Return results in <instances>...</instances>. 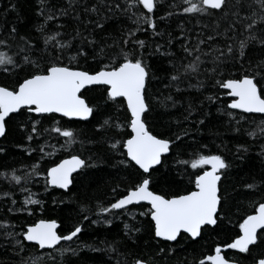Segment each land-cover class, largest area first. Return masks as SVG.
<instances>
[{"label":"snow or ice","instance_id":"6c2138e0","mask_svg":"<svg viewBox=\"0 0 264 264\" xmlns=\"http://www.w3.org/2000/svg\"><path fill=\"white\" fill-rule=\"evenodd\" d=\"M8 12L20 20L17 4L10 3L0 21V73L8 81L0 84V138L7 140L13 129L22 133L17 147L35 163L0 165L6 169L0 179L10 186L3 193L11 205L6 212L32 216V206L43 212L46 202L29 187L42 177L45 193L61 190L52 204L67 197L81 216L66 232L52 218L18 231L0 218V246L18 264H68L73 256L87 264L81 253L122 254L120 246L129 242L137 248L143 242L156 256H126V264H157L156 257L189 246L195 253V245L205 247L209 239L208 251L186 264H264V178L244 184L256 199L241 215L224 187L232 167L225 156L208 144L187 159L179 151L191 147L185 144L190 131L181 125H205L213 107L233 133L264 141V0H36L34 35H22L7 21ZM177 17L178 31L171 25ZM154 58L167 62L165 77L154 70ZM156 82L167 94L152 91ZM171 109H183L182 120L154 134L156 113L171 116ZM79 122L90 134L74 126ZM5 151L0 146V154ZM248 151L239 144L234 156L243 161ZM58 152L67 155L52 159ZM258 155L264 161V143ZM109 167L123 177L107 203L81 199V189ZM17 187L27 193L19 206ZM117 220L123 228L111 240L77 243L84 222L110 230ZM29 248L36 252L25 261Z\"/></svg>","mask_w":264,"mask_h":264},{"label":"trees","instance_id":"16d2710c","mask_svg":"<svg viewBox=\"0 0 264 264\" xmlns=\"http://www.w3.org/2000/svg\"><path fill=\"white\" fill-rule=\"evenodd\" d=\"M10 3H16L19 11L20 20H17V13L8 12L7 13V21L10 23H16L18 29L22 35L25 34H33L34 29L33 25L37 22V17L35 16V4L36 0H0V21L4 19V10L10 7ZM181 22V18L177 17L171 21L172 29L177 30V23ZM109 30H114L115 25L109 24ZM186 27L192 28V24H187ZM196 31H199L197 28ZM141 38H145L141 36ZM195 39V36H193ZM179 45H177V49ZM5 50V49H0ZM154 70H157L158 75L161 77H165L167 75L166 72L162 71V68L167 67L166 61L153 60ZM4 74L0 73V84L7 83ZM194 82V81H193ZM184 87V85H182ZM153 92H163L167 94L168 90L164 88L163 83L156 82L155 87L152 89ZM223 91V90H221ZM174 93V90H173ZM175 94V93H174ZM192 95H197L195 91H192ZM230 99V98H226ZM183 109H171L172 115H164L162 114L163 110H159L155 119L150 122L151 130L154 134H159L165 131L163 127L169 121L175 120L176 118H180L182 120L181 112ZM59 118V117H57ZM259 119V118H258ZM48 125L45 124V127ZM83 127L86 132L90 134V126L86 125L84 122H79L78 125ZM181 127L186 128L190 131V136L185 137V144L191 145V147L181 148L179 151L182 152L181 159L189 158L187 153H191L194 151L199 144H208L209 149L213 153H222L225 158L232 164V167L229 171L228 178L224 182V187L227 189L229 193H232L235 196L234 203H239L240 213L244 214L246 212L251 211L249 204L250 201L256 199V197H252L246 195L244 191V184L250 183L253 180L259 181L264 178V161L261 160L258 155L260 151L261 143L264 141L261 140H253L246 133L236 134L233 133L227 126L226 121H222L218 114L216 113L215 107L212 108V116L206 121L205 125L196 128L194 125L188 124L184 122ZM249 124H245L244 128H249ZM173 131H180L175 125L172 128ZM22 133L13 129L12 134L8 137L7 140L3 138L0 139V146L5 148V153L0 154V165L11 166L14 168H21L24 165L35 163V159H28V157L21 151L20 148L17 147V142L21 140ZM193 139H195L196 143H193ZM62 142V141H61ZM43 143V141H41ZM50 143L53 145L57 144L56 139H51ZM239 144H246L249 151L247 154H243L245 156L244 160H237L234 156L236 152V147ZM219 145V148L217 147ZM78 147V146H77ZM50 150V149H48ZM87 155V152L84 153ZM66 153L58 152L55 157L52 159L62 158L66 156ZM34 157H38V154H34ZM50 166L49 163H44L42 167L46 168ZM6 169H0V171ZM189 171H192L189 169ZM95 182L88 186L86 189H81L80 196L81 199L84 196H87L90 203L95 206L99 201H104L107 203L110 197V189L116 183H119L123 177V173H117L114 168H107L105 172H96L95 173ZM43 178H39L34 180L29 187L33 193H36L37 196L34 198H41L45 203V210L41 212L40 208L37 206H32L36 208L35 213L32 216H28L27 213H16L15 215L7 213L6 208L11 206L10 201L5 200L3 198V193L10 190V186L0 179V218L7 219L11 221L14 225L17 226V231L19 230V226L34 223L42 218H52L56 219L58 224L60 225V230L65 231L75 225L77 222L81 220V216L79 215V208L77 203L68 202L67 197H65V203L60 204L58 206L52 204L53 198H59L61 190H55L52 193H45L43 190ZM27 193L21 192L17 187L13 192V198L17 201V206L22 204L23 199ZM92 219H96L95 216H92ZM237 219V214L235 208H233L232 220L235 221ZM85 231L81 234L80 241L77 243H86L89 245L99 244L100 241L105 238L111 240L113 236H115L118 230L123 228V223L120 220L114 222L112 229H107L105 227L99 225H91L88 222H84ZM119 238V237H118ZM2 239V238H0ZM141 243V247H134L130 242L127 245L122 244L120 246V253L122 254H106V253H97V252H84L81 253L82 257H86L87 264H117L119 260L121 264H126L125 257L127 256L128 260H131L136 255H144V256H156L153 249H149L143 246V242ZM204 244L205 242H201ZM62 244L67 247L68 242H62ZM213 244V240L209 239L206 242L205 247H201L200 245H195L196 252H192V247L189 246L187 250L177 249V251L171 254L169 257H165L160 259L156 257L157 264H186L187 261H191L193 255H199L201 252H207V245ZM73 247L76 245L73 244ZM103 247V245H100ZM36 252V249L29 248L26 253L23 254L25 261L29 260V257ZM45 258L47 257V252L44 253ZM19 258H13L11 251H5L2 246H0V264H18ZM50 264V262H47ZM68 264H83L79 257H70Z\"/></svg>","mask_w":264,"mask_h":264},{"label":"water","instance_id":"95a60500","mask_svg":"<svg viewBox=\"0 0 264 264\" xmlns=\"http://www.w3.org/2000/svg\"><path fill=\"white\" fill-rule=\"evenodd\" d=\"M1 139V138H0Z\"/></svg>","mask_w":264,"mask_h":264}]
</instances>
